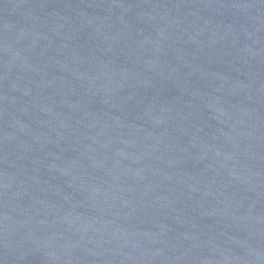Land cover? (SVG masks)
<instances>
[{"label":"water","instance_id":"1","mask_svg":"<svg viewBox=\"0 0 264 264\" xmlns=\"http://www.w3.org/2000/svg\"><path fill=\"white\" fill-rule=\"evenodd\" d=\"M0 264H264V0H0Z\"/></svg>","mask_w":264,"mask_h":264}]
</instances>
